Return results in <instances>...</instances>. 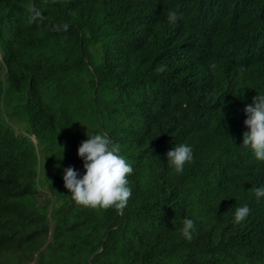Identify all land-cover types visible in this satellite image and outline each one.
I'll use <instances>...</instances> for the list:
<instances>
[{
    "label": "trees",
    "instance_id": "16d2710c",
    "mask_svg": "<svg viewBox=\"0 0 264 264\" xmlns=\"http://www.w3.org/2000/svg\"><path fill=\"white\" fill-rule=\"evenodd\" d=\"M256 95L264 0H0V264H264V161L241 148ZM97 133L133 168L122 214L64 186Z\"/></svg>",
    "mask_w": 264,
    "mask_h": 264
},
{
    "label": "clouds",
    "instance_id": "9594fccd",
    "mask_svg": "<svg viewBox=\"0 0 264 264\" xmlns=\"http://www.w3.org/2000/svg\"><path fill=\"white\" fill-rule=\"evenodd\" d=\"M177 20V12H169L168 22L175 25ZM158 71H164V66ZM244 111L248 114L244 123L249 131L243 135L241 148L250 147L255 158L264 161V95H256L253 104L246 105ZM31 138L35 139L34 136ZM120 153V145L112 142L104 133L94 134L81 142L77 155L84 161L83 176L78 178L77 170L71 166L64 170L63 175L64 186L76 204L93 209L114 208L123 213L132 196L128 176L133 172V168ZM166 155L178 174L183 173L185 165L193 161L192 147L187 144L174 147ZM254 192L259 199L264 196V187H258ZM250 212L247 204L238 207L235 211V221H245ZM195 230L192 219L183 221L181 233L186 240H192Z\"/></svg>",
    "mask_w": 264,
    "mask_h": 264
},
{
    "label": "water",
    "instance_id": "95a60500",
    "mask_svg": "<svg viewBox=\"0 0 264 264\" xmlns=\"http://www.w3.org/2000/svg\"><path fill=\"white\" fill-rule=\"evenodd\" d=\"M33 141H35V139L33 138Z\"/></svg>",
    "mask_w": 264,
    "mask_h": 264
}]
</instances>
